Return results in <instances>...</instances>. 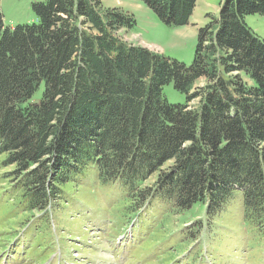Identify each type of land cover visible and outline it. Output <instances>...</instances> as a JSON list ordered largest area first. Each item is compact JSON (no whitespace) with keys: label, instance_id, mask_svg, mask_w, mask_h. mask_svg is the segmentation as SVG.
<instances>
[{"label":"trees","instance_id":"16d2710c","mask_svg":"<svg viewBox=\"0 0 264 264\" xmlns=\"http://www.w3.org/2000/svg\"><path fill=\"white\" fill-rule=\"evenodd\" d=\"M140 1L169 27L196 3ZM31 7L36 22L13 27L0 11V154L28 221L48 223L91 168L138 220L157 201L166 216L200 204L212 219L240 196L243 221L264 226V40L244 20L264 16V0H221L188 65L124 41L134 16L99 0Z\"/></svg>","mask_w":264,"mask_h":264},{"label":"rangeland","instance_id":"374dc122","mask_svg":"<svg viewBox=\"0 0 264 264\" xmlns=\"http://www.w3.org/2000/svg\"><path fill=\"white\" fill-rule=\"evenodd\" d=\"M40 0H0L4 26L36 22L31 4ZM103 7L131 13L135 25L121 38L166 58L190 64L199 27L217 15L221 0H196L186 25L169 27L140 0H99ZM246 24L264 40V16L250 14ZM42 85L34 95L38 98ZM170 103H185L172 84L163 86ZM190 106L195 101L188 103ZM0 154V264H264V226L244 222L237 196L209 219L200 204L179 213L157 201L138 216L124 209L117 184H100L86 169L63 188L58 209L48 223L23 212L21 191ZM138 225H137V224Z\"/></svg>","mask_w":264,"mask_h":264}]
</instances>
